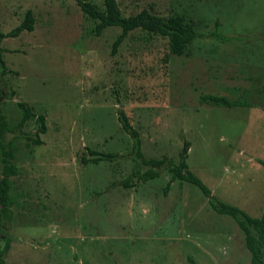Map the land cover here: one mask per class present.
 Listing matches in <instances>:
<instances>
[{
    "label": "rangeland",
    "instance_id": "rangeland-1",
    "mask_svg": "<svg viewBox=\"0 0 264 264\" xmlns=\"http://www.w3.org/2000/svg\"><path fill=\"white\" fill-rule=\"evenodd\" d=\"M85 1L102 8V0ZM116 1L125 17L145 9L193 20L202 37L178 56L166 38L136 30L112 53L121 29L110 27L96 36L94 22L74 0H0L3 33L18 26L27 10L34 17L33 31L2 41L11 93L0 103L10 125L18 122L15 104L21 102L45 116L47 129L40 135L41 145L27 148L25 139L14 141L20 172L12 191L25 199L13 209L7 264H188L184 257L200 264L199 235L209 231L206 209L211 207L196 186L187 183L204 198L193 200L189 211L195 223L178 235L176 222L184 213L175 211L168 230L173 237L152 232L149 223L140 227V194L162 196L170 178L167 170L159 176L164 186L158 181L111 187L137 168L129 156L130 139L117 120L119 107L139 132L147 159L177 162L188 141V168L213 196L230 205L239 203L237 191L220 177L226 150L238 152L240 138L254 140L255 108H244L250 105L254 78L248 69L257 74L264 67V0ZM202 95L225 96L248 106L231 109L230 118L223 108L204 110ZM24 131L33 132L34 121ZM86 148L117 157L84 165L79 156ZM243 154L256 162L264 159L257 145ZM236 160L234 153L232 162ZM184 185L168 190L161 203L147 200L145 208L171 205L180 199L178 189ZM223 239L225 235L214 242L213 251L223 248Z\"/></svg>",
    "mask_w": 264,
    "mask_h": 264
},
{
    "label": "trees",
    "instance_id": "trees-1",
    "mask_svg": "<svg viewBox=\"0 0 264 264\" xmlns=\"http://www.w3.org/2000/svg\"><path fill=\"white\" fill-rule=\"evenodd\" d=\"M74 1L82 13L94 22L93 32L96 36H100L105 29L110 27L121 29V33L113 42L112 53L116 52L119 45L130 32L136 30L145 33L147 37L160 36L166 38L169 50L172 54L178 56L185 54L195 40L202 37L196 32L194 22L187 20L181 15L162 17L143 9L135 15L125 17L122 15L116 0H102V8L90 1ZM33 30L34 17L31 10H27L21 23L8 33L1 31L0 22V101L11 90V85L7 79V75L11 71L8 69L4 59L5 50L2 47V41L5 38L18 37L23 31L31 32ZM199 100L200 103L208 102L218 107L248 106L246 102L234 101L218 95H202ZM15 108L18 112V122L15 125H10L4 108L0 103V264H7L5 256L10 249L11 243L7 231L13 221L12 208L21 199H25L22 195L12 191L13 178L19 173V168L15 161L14 141L18 138L25 139L27 148L41 145L40 135L46 133L47 130L44 115L34 114L31 107L21 102H17ZM117 120L121 129L130 139L131 150L129 156L137 168L124 180L114 182L111 187L119 184L124 188H132L136 183H145L158 178L161 171L167 170L171 174V179L164 188L165 194L168 193L171 183L175 180H181L196 186L208 199V203L214 212L230 216L242 230L245 236V246L251 255V264H264V209L260 218H252L237 207L213 196L208 187L188 168L186 160L190 142L184 141L177 162L166 157L160 160L147 159L142 153L140 134L131 125L122 107L117 108ZM30 121H34V131L25 132L24 127ZM9 135H12L11 139H8ZM85 151H82L79 156L80 162L84 165L88 163L113 162L117 157V155L105 154L89 148H86ZM258 163L264 167V160H258ZM188 260L191 264H196L190 258Z\"/></svg>",
    "mask_w": 264,
    "mask_h": 264
},
{
    "label": "crops",
    "instance_id": "crops-1",
    "mask_svg": "<svg viewBox=\"0 0 264 264\" xmlns=\"http://www.w3.org/2000/svg\"><path fill=\"white\" fill-rule=\"evenodd\" d=\"M248 71L254 78H253V86L250 90V94H248L250 105L249 107L244 109L255 108L253 110V115H255L254 119H256L257 121L255 124V128L253 130L254 140H247L244 138L243 139L240 138V143L236 145V148H238L239 150L238 152L237 151L234 152L230 149L226 150V156L228 160L226 161L225 168H223V175L220 177V179L223 177L222 184L231 186L232 189L237 191V195H236L237 201L235 202H239V203L234 204L232 206H235L238 209L242 210L250 217H252L250 215L251 212L254 213L256 211L258 212L261 211L260 216L252 217V218H260L264 209V172L263 170H261L262 165H260L258 162H256L253 159H248L246 156H244L243 153L244 151L247 152L250 147L255 145H257L259 149L264 150V111L261 110L264 109V106L262 107L261 105L262 104L261 100L262 99L264 100V67H262L261 73L254 74L253 71L249 69ZM258 75L261 77V79ZM256 94H258V96H256ZM258 97H260L261 99L259 101H256ZM206 105H208V103L203 104L201 107L204 110H207L208 112H215L219 108H223V110L227 112L230 118H232L234 114L231 109L237 108V107H230V108L218 107L212 104L208 106ZM209 106H211L212 108H210ZM238 107H245V106H238ZM234 153H236L237 160L235 162L234 161L232 162V157ZM168 179L169 180L171 179V174H170V178ZM158 181H161L159 185L162 186H164L166 183L163 179L159 177L153 180H149L147 181V183H153ZM182 182L183 181L181 180L173 181L171 183L172 188L170 186L169 190L175 189V187H178L179 183ZM178 190H179L178 195H180V199L176 198L175 202H173L171 205H163V207L154 206L149 209H146L147 200L150 202L151 199L157 198L158 202L161 203L165 198H167L168 193L165 195L166 197L163 196L164 193L163 192L162 196H158V197L152 196V198L143 193L140 194V220H141L140 227L148 225L149 223L150 224L149 226H151L152 228V232L159 233L160 231H163L162 232L163 234H168L169 237H173L174 236L172 233L173 231H168V230L171 229L169 225L172 224L173 221H175L177 215L174 214V212L177 210H179V212L181 213H184V214H179L180 218L176 222L177 227L175 230L178 232V235L181 234V231L184 229L185 225H193L195 223V221L192 220L193 213L189 212L193 207V200H195L197 197L200 199H204V198L201 196L200 197L197 196L196 192L194 190H191L187 185V183H185L184 188L182 187L179 188ZM172 192L173 191H170L169 197H172L171 196ZM239 199L241 201H239ZM179 200L180 202L183 203L180 204ZM158 202H156L155 204H158ZM16 205L13 206L12 211L16 207ZM212 211H213L212 209L209 208L206 209V214L208 213L207 215L208 220H206L207 221L206 227L208 228L209 231H206L204 234L199 235L200 246L203 249V252H202V258L196 260L200 264H251V255L245 246V236L242 230L238 227L236 222L230 216L218 214L216 212H214L216 214H212L213 213ZM173 215H174V219L171 218L173 217ZM212 215L215 216L211 217ZM216 216L218 217L217 218L218 220H213V218ZM192 230L194 231V229ZM198 232L201 233L202 231H198ZM224 235H225V239H223L224 240L223 248L217 249V251H213L214 242L220 241L221 237ZM176 237L177 235L175 236V238ZM195 238L196 241L199 242V239L197 237ZM219 247H222V244ZM247 253L249 254V258L247 256ZM183 259H184V263L191 264L187 260V257L186 258L184 257Z\"/></svg>",
    "mask_w": 264,
    "mask_h": 264
}]
</instances>
